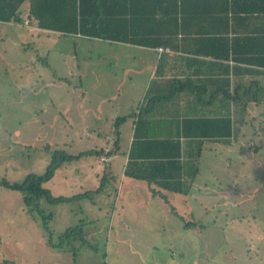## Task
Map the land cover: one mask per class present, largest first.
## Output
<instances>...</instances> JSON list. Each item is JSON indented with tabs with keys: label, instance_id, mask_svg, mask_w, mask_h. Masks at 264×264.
Segmentation results:
<instances>
[{
	"label": "rangeland",
	"instance_id": "1",
	"mask_svg": "<svg viewBox=\"0 0 264 264\" xmlns=\"http://www.w3.org/2000/svg\"><path fill=\"white\" fill-rule=\"evenodd\" d=\"M80 42L76 53L71 39L65 41L62 53L47 46L49 60L58 63L50 69L42 62L27 64L38 52L45 57L43 49L19 52L0 41V182L22 183L29 174L42 175L54 152L78 155L111 145L114 120L131 114L135 104L143 102L148 78L144 60L150 52L118 46L111 68L107 60L99 59L106 53L99 45L92 48ZM106 54L111 57L112 52ZM98 62L105 69H98ZM124 68L129 73H123ZM255 119H247L244 128L249 134L238 138V148L218 156L220 167H211V176L206 164L207 173L192 178L194 187H202L201 196L209 192L205 201L210 205L223 197L238 204L225 206L232 217H207L205 233L199 228L197 211L192 219L180 214L186 197L176 195L172 202L160 203L153 198V187L148 190L143 180H122L123 184L100 158L83 154L65 163L42 187L51 197L71 198L91 191L86 198L58 203L41 199L37 209L28 212L21 192L0 185V264L256 263L264 249L253 254L244 247L250 244L252 227L264 226V147L260 146L264 123ZM131 120L128 117L120 125L125 136ZM249 139L259 144L258 153L247 150ZM121 153L115 157L120 163ZM225 156L231 158V168H222ZM233 178L239 179L236 187L228 184ZM225 192H231L230 197ZM191 220L197 227H182ZM76 227L81 235L63 241L61 250L47 244L48 240L58 244L67 229ZM229 239L240 253L230 251ZM259 245L264 248V242ZM246 256L252 260L248 262Z\"/></svg>",
	"mask_w": 264,
	"mask_h": 264
},
{
	"label": "crops",
	"instance_id": "2",
	"mask_svg": "<svg viewBox=\"0 0 264 264\" xmlns=\"http://www.w3.org/2000/svg\"><path fill=\"white\" fill-rule=\"evenodd\" d=\"M75 1L78 3V0ZM95 1L102 2L101 11L104 18L112 16L115 9L125 11L124 23L121 24L122 32L123 30L125 32L123 36L125 40H100L65 33L62 27L66 24L62 22L60 7H54L51 13L43 11V16L46 18L43 23L33 18L30 13L31 0H25L20 5L16 21L0 22V41L19 52L30 48H33L32 50L39 48V51L43 49L45 57H40L38 52L37 55L33 54L32 61L27 64L35 66L42 62V65L50 69L56 68L58 63L49 60L50 50L47 46L53 45L62 53L66 49L65 41L69 39L73 42L75 53L79 41L82 45L87 43L92 48L99 45L104 52H112L111 57L106 53L99 57V59L107 60V65L111 68L115 67L111 59L117 58L118 48L150 52L151 55L147 54L144 60L146 63L144 73L148 78L142 99L144 101L148 88L152 87L150 94L164 96L165 101L156 104L149 112V128L141 130L135 128V122L138 110L144 102L135 104V111L131 112V114L135 112V115L131 118L132 123L127 135L120 131V125L116 133L113 129L112 142L114 138L118 140V152L107 156L109 161L106 167L110 174L118 173L120 181H137L124 173L134 134L142 138L149 136L178 140L180 161L184 165L180 177L188 191L186 194L160 191L166 196L165 200L154 193L153 198L158 197L157 200L160 203L166 204L168 201L172 202L170 199L173 197H186L185 204L180 207L182 211L180 214L194 217L193 212L197 211V217L200 220L199 228L205 233L209 225V221H205L207 217L213 219L214 217L225 219L227 216L232 217L228 207L225 206L229 204L238 207V204L226 197H230L231 192H225V199L228 201L223 197L210 205L211 201L208 203L205 201L209 192L206 197L201 196L202 187H194V180L200 177V172L207 173L203 167L206 164L209 165L207 170L210 172L208 175L211 176L212 170L220 167L218 156L222 153L228 155L231 149L238 148V138L245 137V133L249 134L244 128L248 118L257 119L258 117L260 122L264 123V0ZM85 9L89 12L88 5ZM66 10L67 8H64V12ZM141 18L145 21H140ZM69 25L71 26V21ZM140 42H150L153 45H138ZM132 58L134 61L135 56ZM97 64L98 69L104 68L101 62ZM123 73L129 72L124 68ZM245 84L248 86L246 87ZM241 91L242 93H238ZM259 106L262 107L261 110H258ZM257 113L259 114L255 116ZM224 119L230 121L231 130L223 138L219 134L226 131L227 124L223 122ZM255 133L254 130L253 134ZM122 138L126 141L124 145ZM154 146L156 148L153 150L156 152L160 150L158 152L160 154L166 153L169 147L158 148L156 144ZM246 146L248 151L258 153L260 146L264 147V138L260 141V146L253 139H249ZM111 147L112 143L88 151L104 150L105 152ZM120 150L122 151L121 163L115 159ZM225 157L224 162L221 161L222 168H231V158ZM163 169L165 168L161 165L154 166L153 176L160 177L164 172ZM256 169L261 170L260 165ZM59 171L60 169L56 173ZM135 172L150 174L152 170L150 166H141V170ZM192 178H194L193 181ZM144 182L148 190L151 187L157 190V185ZM238 183L239 179L235 178L228 181L231 186H237ZM155 190L153 189V192ZM171 213L178 214L175 210ZM252 230L249 232L250 244L244 247L249 249L247 250L249 253L254 254L259 248L264 249L260 245L257 246L264 242V226L256 225L252 227ZM246 237L248 240V235ZM232 241L229 239L230 251L240 253L237 251L238 248L231 245ZM201 248L206 250L207 246L203 245ZM244 258L248 262L252 260L250 256ZM263 261L264 256L261 255L256 263L252 261L251 264H264Z\"/></svg>",
	"mask_w": 264,
	"mask_h": 264
},
{
	"label": "trees",
	"instance_id": "3",
	"mask_svg": "<svg viewBox=\"0 0 264 264\" xmlns=\"http://www.w3.org/2000/svg\"><path fill=\"white\" fill-rule=\"evenodd\" d=\"M25 0H0V22H13L18 19L19 8L22 2ZM144 1V0H143ZM72 2V3H71ZM92 4V5H91ZM89 6V12L86 11V6ZM102 2L95 0H78L76 3L75 0H31L30 13L33 18L39 22H43L46 18L43 16V11L52 12V9L60 7L62 10V22L66 24L63 26V32L65 33H74L87 38H95L100 40H111V41H123L125 40L121 29V24L124 23V15L125 11L121 9H115L114 13L104 18L101 11ZM64 8H67L66 12H64ZM94 8V9H93ZM71 12V16H70ZM71 21V26L69 25ZM140 21H145L141 18ZM44 23V22H43ZM61 29V30H62ZM58 30V29H57ZM58 30V31H61ZM143 33V32H141ZM138 45H146L151 46L153 43L150 42H140ZM157 45H161L157 43ZM256 86V85H255ZM152 87L148 88L146 92V96L144 98V104L138 110L137 119L135 128L141 130L142 128H149L148 123V114L153 110L156 104L165 101L164 96H152L150 94ZM135 112L132 114H128L127 116L118 117L114 120V129L115 133L119 125L125 123L128 120V117L133 118ZM199 120V119H194ZM205 120V119H203ZM223 122L227 124V128L225 132H221L219 135H228L231 130L230 121L224 119ZM226 137V136H224ZM223 137V138H224ZM156 146L158 148H166V153H158L155 149ZM119 142L116 138L113 139L112 147L110 150H96V151H87L80 153L76 156L69 155L64 151L54 152L51 156V160L49 165L47 166L45 172L42 175H34L29 174L22 183H13L10 184L5 180L0 182V185L12 189L17 190L22 193V201L24 206H26L28 212L34 211L37 209L39 201L41 199H45L48 202L58 203L63 202L68 199H80L86 198L89 196L91 191H86L81 194H76L71 198L67 197H51L49 190L42 187L43 183L48 182L53 178L56 171L60 169L65 163L71 161V159L79 158L83 154H94L98 158L102 155L112 156L118 152ZM174 150V151H173ZM141 153V154H140ZM147 161V162H145ZM146 164V165H144ZM163 166V174L161 176H153V167L154 166ZM141 166H150L152 172L150 174L145 172L136 173L135 171H140ZM168 168V169H166ZM184 168V165L180 161V147L178 140L171 139H160V138H150L146 137H138L136 133L134 134L133 144L129 153V161L125 168V175L137 180H143L148 183H152L157 185L153 188L155 191L153 192L155 195L159 196L162 200H165V195L162 192H172V193H180L186 194L188 188L184 187L181 181V174ZM100 188L96 192L100 191ZM189 218H193L190 216ZM195 221H187L182 227L190 230L194 229L196 226ZM81 228L76 227L74 229H67L60 237L58 244H52L50 240H48L47 244L50 247L62 249L63 241L69 242V238L73 239L74 235H81ZM71 241V240H70ZM9 262L4 261V264H8Z\"/></svg>",
	"mask_w": 264,
	"mask_h": 264
},
{
	"label": "built area",
	"instance_id": "4",
	"mask_svg": "<svg viewBox=\"0 0 264 264\" xmlns=\"http://www.w3.org/2000/svg\"><path fill=\"white\" fill-rule=\"evenodd\" d=\"M99 160H100L101 163H104L105 165H108L109 159H108L107 156H102V157H100Z\"/></svg>",
	"mask_w": 264,
	"mask_h": 264
}]
</instances>
